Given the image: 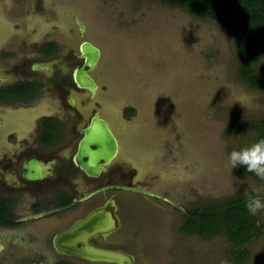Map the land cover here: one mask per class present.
<instances>
[{"label": "rangeland", "instance_id": "rangeland-1", "mask_svg": "<svg viewBox=\"0 0 264 264\" xmlns=\"http://www.w3.org/2000/svg\"><path fill=\"white\" fill-rule=\"evenodd\" d=\"M248 29L243 16L191 15L171 0H0V83L32 57V64L45 65L33 70L32 78H41L50 90L57 69L70 71L67 64L79 43L92 41L101 50L93 71L101 89L93 98L77 95L78 106L88 102L87 109L80 107L82 114L99 108L127 132L132 161L144 167L143 176L151 170L174 183L170 201L175 211L147 200L135 205L133 199L131 219L123 215L136 233L128 243L137 264H233L238 248L224 233L203 238L181 231L187 213L246 193L264 202V178L245 174L243 165L233 167L228 158L231 151L256 142V125L264 121V89L251 88L239 77L236 38ZM51 37L59 54L43 60L40 47ZM260 41L264 45V37ZM256 70L264 76V49ZM40 97L46 99L32 108V117L41 113L42 104L43 112L58 108L46 90ZM126 105L137 109L133 121H123ZM23 106L0 105V123L8 124L3 119L20 112V123L12 122L6 133L15 131L28 140L30 124L24 123L31 122V112ZM235 115L243 120L238 129L231 127ZM22 142L6 144L12 151ZM171 154L174 163L167 162ZM255 216L260 233L243 246L249 255L242 264H264V208ZM102 217L109 222L108 215ZM18 237L15 242H22ZM9 244L0 239V264H17L13 255L24 253Z\"/></svg>", "mask_w": 264, "mask_h": 264}, {"label": "flooded vegetation", "instance_id": "flooded-vegetation-1", "mask_svg": "<svg viewBox=\"0 0 264 264\" xmlns=\"http://www.w3.org/2000/svg\"><path fill=\"white\" fill-rule=\"evenodd\" d=\"M40 48L43 60H52L59 54L57 41L52 37L47 38ZM79 52L78 47V52H73L70 57L67 64L70 71L59 68L58 73L52 75L48 84L50 90L46 88L47 82L32 78L33 70L45 68L42 61L32 64V57L28 66L13 69L11 77L0 83V105L22 104L31 112V122L24 123L27 126L30 124L28 140L27 137L21 139L15 131L6 133L12 122L20 123V112L9 113V117L3 119L2 122H8L9 125L0 123V126H6L0 139V152L5 149L0 154V239L10 243L12 248H22L23 254L17 253L12 257L17 264H119L114 261V256L122 257L125 263L130 261L137 264V256L128 243V237L136 233L123 221V215L124 219H131L128 216L129 208L145 200L157 208L162 205L171 207L172 211L178 208L170 201L174 190L170 188H173L174 183L166 179L162 181L159 173L149 169L148 175L143 176L144 167L133 163L134 153L127 144L125 130L119 129L105 114L99 112V108H92L88 116L82 114L80 107L87 109L88 102L78 106L77 95L93 98L101 89L93 76L100 60L92 70L85 66L96 88L81 87L76 81V72L84 66L85 60ZM27 74L28 78H25ZM20 84H29L28 99L11 91ZM43 89L56 98L58 108L53 112H43L45 107L42 104L38 109L41 113L32 117V108L46 99L40 97ZM95 104L102 106L99 102ZM136 113L134 105L124 106L123 121H133ZM94 115L107 122L117 140L116 154L108 161H99L97 175L88 174L76 161L83 129ZM5 133L7 135L4 138ZM14 140L23 142L11 151L6 141L11 143ZM171 156H174L173 159H170ZM175 160V154L168 155V163H174ZM27 165L35 177L27 176ZM97 213L108 215L109 222L107 219L105 221L110 226L103 233L77 240V248L91 247L107 251L114 262H94L76 254L59 252L55 244L56 236L76 227L88 215ZM17 236L22 242H15ZM3 248L0 245V252ZM16 252L17 249H13V253Z\"/></svg>", "mask_w": 264, "mask_h": 264}, {"label": "trees", "instance_id": "trees-1", "mask_svg": "<svg viewBox=\"0 0 264 264\" xmlns=\"http://www.w3.org/2000/svg\"><path fill=\"white\" fill-rule=\"evenodd\" d=\"M171 2L196 16L216 19L243 16L249 22V29L238 34L236 38L240 60L239 77L251 88L264 89V76L256 70L264 49L260 41V38L264 37V0H171ZM29 89V84H20L11 91L21 98L28 99L26 95L28 96ZM242 124L241 115H235L231 127L238 129ZM256 128L257 142L264 139V121L258 122ZM243 169L245 174L256 176L248 172L245 165ZM250 200H253V194L246 193L230 198L221 205L213 203L190 210L181 226V231L197 234L203 238L224 233L231 244L238 248V251L232 253V263L242 264L249 255L243 246L260 233L255 214L250 213L246 207Z\"/></svg>", "mask_w": 264, "mask_h": 264}, {"label": "water", "instance_id": "water-1", "mask_svg": "<svg viewBox=\"0 0 264 264\" xmlns=\"http://www.w3.org/2000/svg\"><path fill=\"white\" fill-rule=\"evenodd\" d=\"M79 51L80 56L83 57L85 61L84 66L79 68L76 72V81L81 87H88L94 90L96 88V83L85 70V66L90 70L94 69L101 58V50L92 41L83 40L80 43ZM78 146V153L76 154L77 163L88 174L97 175L100 170L99 161H108L116 154L117 140L107 122L98 115H94L89 125L83 129V135ZM27 168V176L30 178L35 177V174L30 172L29 165H27ZM109 226L110 224L108 225L101 213L90 214L79 221L76 227L73 226L58 234L55 238V244L61 253L76 254L90 261H116L119 264H132L130 261L127 263L123 262L122 257L119 256H114L115 259L113 261V257L104 250L92 249L91 247L77 248V240L84 239L91 234L103 233L104 229Z\"/></svg>", "mask_w": 264, "mask_h": 264}, {"label": "clouds", "instance_id": "clouds-1", "mask_svg": "<svg viewBox=\"0 0 264 264\" xmlns=\"http://www.w3.org/2000/svg\"><path fill=\"white\" fill-rule=\"evenodd\" d=\"M228 158L233 167L245 165L248 172L264 178V139L258 140L250 147L231 151ZM246 207L250 213L255 214L264 208V202L253 199L247 203Z\"/></svg>", "mask_w": 264, "mask_h": 264}]
</instances>
